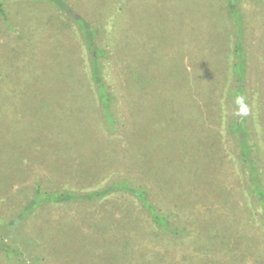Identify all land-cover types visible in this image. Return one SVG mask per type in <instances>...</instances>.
I'll return each instance as SVG.
<instances>
[{"label":"rangeland","instance_id":"rangeland-1","mask_svg":"<svg viewBox=\"0 0 264 264\" xmlns=\"http://www.w3.org/2000/svg\"><path fill=\"white\" fill-rule=\"evenodd\" d=\"M65 1L67 12L3 0L0 243L12 258L0 251V264H264V209L228 129L237 120L249 133L264 186V0H232L247 56L244 117L228 95L236 24L225 0ZM74 17L98 29L93 48ZM93 50L104 52L114 131L90 77ZM121 179L144 187L180 233L122 191L45 204L7 225L37 183L87 191Z\"/></svg>","mask_w":264,"mask_h":264},{"label":"trees","instance_id":"trees-1","mask_svg":"<svg viewBox=\"0 0 264 264\" xmlns=\"http://www.w3.org/2000/svg\"><path fill=\"white\" fill-rule=\"evenodd\" d=\"M44 1L50 2L61 11H68V5L65 0ZM225 1L227 2L228 15L231 18H234L233 20L236 24L232 63L233 84L228 94L229 99L232 101L236 111L237 106L235 105L234 100L238 96L244 97V103L248 107V101L245 93L247 56L243 41L242 20L239 17L238 10L236 8L237 1ZM0 17L3 18L4 22L7 24V13L4 8L3 0H0ZM74 20L87 46L90 49L93 48V42L98 33V29L94 28L81 18L74 17ZM101 57H104V52L102 51L95 52V50H93V53H90V77L96 90L98 104L101 108L106 127L108 130L114 131L116 129L115 125L117 123L114 110L115 96L113 95L110 86L106 84L103 77ZM228 129L232 136L237 138V144L240 150V162L243 167L248 170L249 181H247V192L255 196L258 200V203L262 205V208L264 209V186L262 185L261 179L258 177L257 171L258 155L257 151L255 152L254 149L252 150V146L248 144L249 133L244 126L238 123L237 120L231 121L228 125ZM118 191L129 193L137 201H139V203L149 213L151 221L161 230L170 232V234L180 233V230H178L176 227L169 225L168 217L170 216V213H162L153 204H151V202L148 200L147 191L144 187L134 186L125 179L114 181L102 188L87 191H73L68 189L46 190L41 186L40 183H37L32 195L26 200L18 212L9 217L8 224H5L12 226L16 222L22 223L30 216L33 210L45 204L91 202ZM0 251L5 252V256L8 260L12 258V255L9 252L10 248L8 246L0 243Z\"/></svg>","mask_w":264,"mask_h":264},{"label":"clouds","instance_id":"clouds-1","mask_svg":"<svg viewBox=\"0 0 264 264\" xmlns=\"http://www.w3.org/2000/svg\"><path fill=\"white\" fill-rule=\"evenodd\" d=\"M235 105L237 106L235 115L239 117L247 116L249 113V109L247 105L244 103V97L238 96L234 100Z\"/></svg>","mask_w":264,"mask_h":264}]
</instances>
